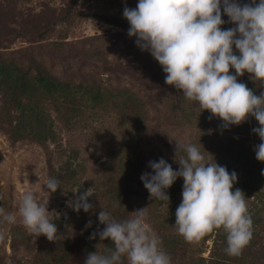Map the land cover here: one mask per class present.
<instances>
[{"label":"rangeland","instance_id":"374dc122","mask_svg":"<svg viewBox=\"0 0 264 264\" xmlns=\"http://www.w3.org/2000/svg\"><path fill=\"white\" fill-rule=\"evenodd\" d=\"M139 0H15L10 6L8 0H0V61L4 60L20 68H31V59L43 65L56 79L72 84H83L104 92L102 100L87 104L83 114L64 126L53 110L50 114L57 135V143H48V156L35 142L23 139L11 142L0 126V207L6 212L16 214V222L0 223V251L7 264L21 262L38 264L34 256L43 255L44 264H51L53 249L70 233L76 236L79 231L99 222V213L105 208H92L87 216L78 222L68 223L66 231L58 234L57 243H38L22 225L18 208L25 192L34 193L39 203L47 204L49 219L65 217L73 209L69 203L77 199L81 191L100 187L108 189V182L115 184L123 197L121 201L109 203L108 212L118 221L130 219L131 214L147 207L146 223L159 237L163 248V237L176 235L174 228L176 209L182 202V192L168 193L169 203L150 200L141 176L152 174L150 161L163 158L166 162L174 160L176 143L197 146L205 157V162L225 166L229 173L242 175L241 163L229 156L226 144L233 139L227 131H213L205 128L201 109L184 110L173 108L169 100L174 86L165 83V73L159 63L147 51H141L136 38L128 36V27L120 26L127 21L123 16L125 7L135 9ZM81 13L106 17L112 24L95 20ZM223 29L234 27L229 18L223 15ZM25 29H27L25 31ZM236 55L238 51L233 48ZM119 90L133 94L143 106V115L127 119L122 101L111 96ZM264 92L261 90L259 95ZM258 95V96H259ZM189 103H192L188 101ZM93 103V102H92ZM174 104V102H173ZM3 102L0 95V112ZM7 112V111H6ZM6 112L0 120L6 127L10 119ZM14 117V112H10ZM138 121L141 138L137 149H130L127 142L133 139L132 132ZM243 137L240 145L244 155L254 166L264 169V163L256 159L255 147L259 138ZM206 151V152H205ZM209 154L213 157H210ZM179 155H185L181 152ZM179 155L177 158H179ZM242 155L240 156V158ZM48 160L57 169L65 162L71 164V175L66 181L65 193L50 205L49 195L44 186L48 179ZM178 170V168H177ZM260 191H264V175ZM240 180V177L237 178ZM183 189L184 181L178 178ZM128 193V196L126 195ZM94 193V192H93ZM92 193V194H93ZM247 205L256 198L244 192ZM104 207V206H102ZM86 213V212H85ZM2 219V218H0ZM21 227L27 233L30 245L17 252L10 248L13 229ZM65 232H70L64 234ZM90 235V234H89ZM87 237L88 244L98 251L105 249L107 240L100 241ZM185 258L172 260L171 264H198L199 257L207 258L212 247V238L197 244H188L184 239ZM100 244V245H99ZM99 245L97 248L96 246ZM87 246V244H86ZM127 264V261H124Z\"/></svg>","mask_w":264,"mask_h":264},{"label":"clouds","instance_id":"9594fccd","mask_svg":"<svg viewBox=\"0 0 264 264\" xmlns=\"http://www.w3.org/2000/svg\"><path fill=\"white\" fill-rule=\"evenodd\" d=\"M222 10L234 27L222 28ZM123 16L130 25L128 36L135 37L137 47L159 63L166 74L165 83L182 92L201 112H210V119L218 118L227 128L241 125L250 116L255 118L259 127L253 132L261 141L255 154L264 163V92L257 96L238 82V77L247 72L253 82L264 88V0L244 4L238 0H139L135 9L125 7ZM230 69L235 70V75L230 74ZM175 152L178 170L160 158L149 162L152 174H142L149 199L169 203L166 190L182 178L176 233L186 243L198 245L209 233L222 230L226 254L239 257L252 240L253 220L243 191H233L237 174L218 165L210 154L213 161L205 162L203 153L193 144L176 143ZM181 152L185 155H179ZM59 184L55 177L48 178L45 195L55 193ZM93 192L94 188H89L69 207L89 212L93 205L88 198ZM18 214L34 238L45 236L55 241L60 237L56 223L49 219L47 204L39 203L34 193L25 192ZM0 218V223L16 222V214L3 207ZM98 219L104 228H98L90 239L99 236L100 241L110 240L112 247L108 254L88 253L84 264H124L125 260L127 264H171L159 237L146 223L147 207L122 221L102 209ZM87 227H91V221Z\"/></svg>","mask_w":264,"mask_h":264},{"label":"trees","instance_id":"16d2710c","mask_svg":"<svg viewBox=\"0 0 264 264\" xmlns=\"http://www.w3.org/2000/svg\"><path fill=\"white\" fill-rule=\"evenodd\" d=\"M8 2L10 6L15 5V0H8ZM238 2L241 4L251 3V0H238ZM256 2L259 3V0H256ZM81 15L112 24L111 20L96 14L81 13ZM118 24L130 28L128 21H120ZM30 62L32 63L31 68L23 69L7 61H0V95L3 102V108L0 114L7 111L6 114L8 118L10 117L6 121V127L3 126L1 120L0 126L1 129L5 130L4 132L11 142H17L23 139L33 141L48 156V143L56 144L57 135L50 114L45 113L46 109L53 110L63 125L69 127L72 121L74 122L76 118L83 114L89 104L100 102L104 92L99 88L93 90L91 86L85 87L83 84H72L58 80L34 59H31ZM230 74L235 75V70L230 69ZM238 82L244 83L257 96L261 90L264 91V88H260L257 83L250 79L247 72L243 76L238 77ZM108 93L122 101L120 107L126 111L127 119H131L136 114L139 117L143 115L141 102L129 91L119 90L114 93L109 91ZM171 99L174 102V104L171 102L173 108H179L180 110H184L186 106L188 109H194L197 106L194 102L189 103L182 96V92L178 91L175 87L171 90L169 100ZM86 102L89 104H85ZM197 108L199 107L197 106ZM10 112H14V117L9 115ZM202 113L204 114L202 118L205 128L218 132L227 131L234 137L225 146L229 156L238 160L237 162L239 164L241 163L243 173L237 177H240V180L237 179V182L233 186V191L239 188L244 192H249V196H254L256 201L248 206V211L253 220V237L243 253L239 257L228 256L225 252V248L227 247L226 235L222 230H216L202 239L205 242L212 238V247L209 257H199L198 264H264V191H260L259 185L262 180L260 178L262 177L256 172L264 171V169L256 165L253 166L248 161V157L244 155L245 150L240 145L243 137H246L245 139L259 138L253 132V129L259 127V124L254 117L250 116L239 126L232 125L224 128L222 126L223 122L218 118L213 117L210 119V112L203 111ZM133 123L136 126L132 132L133 139L127 142L131 150L138 148L141 138V128L138 125V121H133ZM241 155L242 157L240 158ZM68 162H65L62 166L55 169L50 164V160H48V178L55 177L60 181L59 189L48 197L51 206H54L57 198L65 193L64 185L66 181L64 182L63 179L67 180L71 176L68 173L71 170V164ZM167 163L172 166L173 170L179 168V165L174 160H170ZM107 182V190L96 187L94 193L88 198V202L94 208H105L108 211L110 208L109 203L113 204L122 200L121 191H118L115 184H110L112 181ZM166 191L172 194L182 192L178 179ZM83 192L81 191L80 194ZM126 195L128 196V193ZM89 212L85 213L83 209L79 212L72 210L65 217H54L50 221L56 223L58 234H60L62 231L67 230L65 226L68 223L78 222L81 217L87 216ZM98 228L102 231L104 225L97 222L92 224L91 227L83 228L76 236L70 232H65L64 234L70 233V235L64 237L62 243H58L53 249V256L50 259L51 264H84L88 253L98 251L94 245L93 247L89 245L87 240L88 235L90 234L92 236ZM95 239L97 241L100 240L99 236ZM181 240L176 235H166L163 237V249L171 257V261L185 258L186 256V248L183 247ZM37 242L43 245L45 244L43 246L45 248L46 243H57V240L49 241L45 236H40ZM111 244L112 242L107 240L105 249L98 252L108 254L112 247ZM29 245L30 241L25 230L21 227H15L10 242L11 250L17 252L20 248H26ZM34 258L38 264L45 263L42 254H37ZM12 262L11 264H23L21 262ZM0 264H7L1 251Z\"/></svg>","mask_w":264,"mask_h":264}]
</instances>
